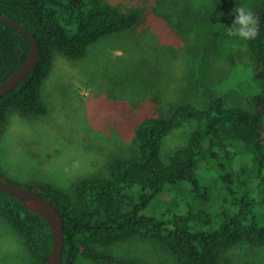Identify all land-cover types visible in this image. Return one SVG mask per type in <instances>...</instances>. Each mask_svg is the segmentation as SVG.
<instances>
[{
    "label": "trees",
    "instance_id": "obj_1",
    "mask_svg": "<svg viewBox=\"0 0 264 264\" xmlns=\"http://www.w3.org/2000/svg\"><path fill=\"white\" fill-rule=\"evenodd\" d=\"M220 2L235 19L236 0ZM250 7L260 18L259 35L228 61L246 63L264 88V0ZM0 13L31 30L40 48L38 66L0 98V139L13 115L48 113L43 88L58 55L83 59L92 45L142 17L140 8L111 0H0ZM31 45L26 32L0 21V85L25 63ZM171 52L160 53L166 65ZM159 112L138 124L105 173L66 189L36 186L64 215L62 264H154L110 251L132 239L163 243L177 264H238L264 252V92L244 105L206 86ZM175 133L185 142L166 154ZM0 216L24 238L31 263L47 264L54 242L48 222L2 189Z\"/></svg>",
    "mask_w": 264,
    "mask_h": 264
},
{
    "label": "rangeland",
    "instance_id": "obj_2",
    "mask_svg": "<svg viewBox=\"0 0 264 264\" xmlns=\"http://www.w3.org/2000/svg\"><path fill=\"white\" fill-rule=\"evenodd\" d=\"M111 1L140 8L139 24L95 43L83 59L56 57L43 88L48 113L15 114L5 127L1 179L41 194L39 184L66 189L105 173L112 155L132 142L138 124L158 116L167 102L201 94L206 86L244 105L264 92L246 63L228 61L246 51V41L227 36L226 26L234 19L220 0ZM258 1L236 0L234 8ZM167 48L175 57L170 65L159 57ZM184 142L181 134H173L165 153ZM110 251L154 264H177L167 246L157 241L132 239ZM262 253H250L237 263L264 264ZM0 264H32L24 238L1 216Z\"/></svg>",
    "mask_w": 264,
    "mask_h": 264
},
{
    "label": "water",
    "instance_id": "obj_3",
    "mask_svg": "<svg viewBox=\"0 0 264 264\" xmlns=\"http://www.w3.org/2000/svg\"><path fill=\"white\" fill-rule=\"evenodd\" d=\"M0 21L12 24L31 38V52L25 63L5 82L0 85V98L12 91L24 78H26L39 64L40 48L34 33L25 25L0 13ZM0 189L19 198L27 208L43 217L50 225L53 232V249L47 264H62L65 250V220L63 213L46 196L37 192L17 186L0 178Z\"/></svg>",
    "mask_w": 264,
    "mask_h": 264
},
{
    "label": "clouds",
    "instance_id": "obj_4",
    "mask_svg": "<svg viewBox=\"0 0 264 264\" xmlns=\"http://www.w3.org/2000/svg\"><path fill=\"white\" fill-rule=\"evenodd\" d=\"M233 14L235 19L232 26H226L227 36L238 37L244 41L256 39L260 31V18L257 13L246 4H237Z\"/></svg>",
    "mask_w": 264,
    "mask_h": 264
}]
</instances>
